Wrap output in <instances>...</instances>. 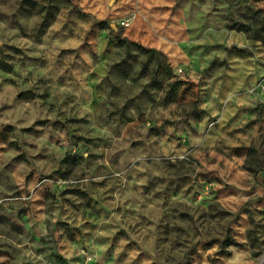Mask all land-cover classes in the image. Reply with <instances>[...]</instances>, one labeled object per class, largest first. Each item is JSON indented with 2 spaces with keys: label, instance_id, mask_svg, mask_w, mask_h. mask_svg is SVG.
Listing matches in <instances>:
<instances>
[{
  "label": "rangeland",
  "instance_id": "obj_1",
  "mask_svg": "<svg viewBox=\"0 0 264 264\" xmlns=\"http://www.w3.org/2000/svg\"><path fill=\"white\" fill-rule=\"evenodd\" d=\"M0 264H264V0H0Z\"/></svg>",
  "mask_w": 264,
  "mask_h": 264
},
{
  "label": "trees",
  "instance_id": "obj_2",
  "mask_svg": "<svg viewBox=\"0 0 264 264\" xmlns=\"http://www.w3.org/2000/svg\"><path fill=\"white\" fill-rule=\"evenodd\" d=\"M137 45V47H138V49L139 50H141V51H148V49L147 48H145L144 46H142V45H139V44H136Z\"/></svg>",
  "mask_w": 264,
  "mask_h": 264
},
{
  "label": "built area",
  "instance_id": "obj_3",
  "mask_svg": "<svg viewBox=\"0 0 264 264\" xmlns=\"http://www.w3.org/2000/svg\"><path fill=\"white\" fill-rule=\"evenodd\" d=\"M124 24H128V21L124 22Z\"/></svg>",
  "mask_w": 264,
  "mask_h": 264
}]
</instances>
